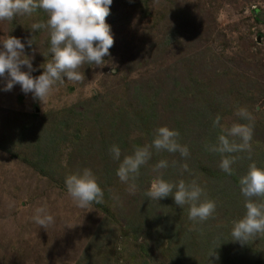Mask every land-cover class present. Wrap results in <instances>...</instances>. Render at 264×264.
<instances>
[{
    "label": "rangeland",
    "instance_id": "obj_1",
    "mask_svg": "<svg viewBox=\"0 0 264 264\" xmlns=\"http://www.w3.org/2000/svg\"><path fill=\"white\" fill-rule=\"evenodd\" d=\"M176 1L140 0L139 11L134 0H113L106 22L110 25L114 45L109 55L104 57V64L83 65L80 69L84 74L82 82L73 83L67 81L66 77L63 83L58 81L45 105L31 93L25 94L19 84L5 91L6 79L0 77V264L191 262L188 257L185 261H177L174 253L167 250V247L171 249L172 243L169 244L160 234L159 229L167 218L166 207L162 202L164 198L156 201L145 195L152 179L157 175H162L164 179L167 170L174 166L170 164L167 169L157 173L153 168L159 160L152 156L140 169L134 194L130 193L129 184L122 183L116 172L109 179L103 173L105 168L117 171L119 167L110 153L116 137L114 132L104 135L106 148L93 142L88 154L83 155L84 145L87 146L91 141L87 142L85 136L75 140L74 128L58 132L51 123H57L58 118L63 119L68 107L80 101L91 102L86 105L87 114H92L98 108L115 111L121 107L133 117L141 108L134 94L139 92L140 100L146 98L158 112L159 117L151 123L157 125L154 130L160 126L176 130L171 117L179 111L175 109L171 112L167 93L169 84L162 82L163 76L167 73L178 74L183 76L178 78L182 82L190 75L187 58L197 49L203 50L211 67L223 65L222 71L216 76L211 75L209 70H201L204 89L216 92L214 105L224 107L221 125L227 128L234 123H249L236 115L239 108H246L252 116V129L253 126L259 129L252 131L251 159L248 152L229 154L235 156L236 161L232 165L233 173L222 178L221 186L225 189L218 194L213 189V193L202 197L214 202L218 197H225L228 207L235 211L215 209L212 216L214 225L227 223L228 230L214 241L218 242L217 245L228 259L226 264H250L241 261L245 260V255L251 257L249 260L253 264H263L264 236H257L242 244L232 240L231 227L233 221L241 218L245 212H242L244 197L234 179L246 174V165L252 162L264 168V0ZM41 16L39 12L16 17L19 20L16 22L17 27L28 26L26 31L22 27L16 33L11 27L12 20L0 21V39L15 36L25 43V55L36 69L31 73L34 77L41 75L44 69L40 66L52 59L48 51L50 39L47 32L40 30L33 33L29 28L31 24L40 22ZM183 17L192 18L191 25H181V22L178 25L177 22ZM197 25L201 27V32L196 34L193 29L197 30ZM207 31L211 38H207ZM33 35L35 45L29 47L27 39ZM33 48L36 49L35 53ZM21 70L28 71L26 66ZM234 71L237 74L231 76ZM232 79L238 83L232 85L233 82H229ZM95 98L99 99L97 103ZM198 104L195 102L192 107L196 108L195 117L201 120L202 127L203 117ZM17 112L26 114L16 115ZM32 114H38L36 119ZM135 119L137 121L138 116ZM27 120L35 123L33 131L25 135L43 143L44 148L36 147L41 153L36 154L34 147L21 151L20 145L24 139H20V129L15 127V123L17 121L19 126ZM141 121L140 130L132 122L121 130L125 136L121 140L124 147L117 144L121 155L131 154L134 145L151 144L147 134L149 128ZM8 127L9 130L3 133ZM186 127L189 128V132L186 129L188 140L203 139L205 132L198 124H188ZM5 138H9L6 144ZM132 140H138L139 144ZM9 142H12V147ZM258 146H261L260 152L256 150ZM174 154L167 156L168 162L171 157L176 159ZM31 157L39 163L42 171L28 163ZM213 157L219 165L220 155ZM212 165L213 162L209 161L197 171L206 173L207 167ZM84 168L92 170L104 192V199L102 203L93 202L87 208H80L68 194L65 178ZM175 168L181 169L178 166ZM197 183L205 187L208 184L205 181ZM38 207L46 208L47 213L54 218V223L47 229L32 220ZM138 216L140 230L130 229L126 218L132 221ZM183 216L179 214V218ZM214 241H208L204 247L194 248L198 259L203 261L201 264H212L218 259V255L213 254L214 258L205 260L213 253Z\"/></svg>",
    "mask_w": 264,
    "mask_h": 264
},
{
    "label": "clouds",
    "instance_id": "obj_2",
    "mask_svg": "<svg viewBox=\"0 0 264 264\" xmlns=\"http://www.w3.org/2000/svg\"><path fill=\"white\" fill-rule=\"evenodd\" d=\"M112 3L113 0H0V21L31 16L37 9L47 13L46 21L33 23L29 28L33 33L40 30L47 32L50 39L48 51L52 56L50 61L40 66L44 69L43 73L34 77L31 73L36 69L25 55V43L15 36L0 39V77L6 79L4 90L10 91L19 84L25 94L31 93L45 105L58 81L63 83L66 77L67 81L73 83L82 82L84 74L80 69L83 65H103L104 57L109 55L114 45L110 25L106 22ZM34 38L35 35L27 39L29 47L35 45ZM35 51L33 48V53ZM23 66L28 71H22ZM236 115L249 123H234L225 128L220 123L221 117L217 115L213 127L221 128V132L215 143L205 145L207 151L220 155L219 168L229 175L233 173L232 165L236 161V157L229 154L248 152L251 159L252 116L246 108H239ZM178 137V131L160 126L154 130L150 145H134L132 153L125 155L122 160L121 149L116 145L110 148L113 159L120 161L116 174L122 183L129 184L130 193L134 194L135 180L140 175L141 167L151 160L153 148L157 153L178 152L183 158L190 155L188 147L181 145ZM176 163L173 161L172 166ZM168 167L169 162L161 159L153 170L159 173ZM181 168L182 171H188L186 163ZM65 185L68 194L80 208H87L93 202H103L104 192L89 168L66 176ZM239 188L244 197L245 214L233 221L231 236L232 240L243 244L257 236H264V168L252 162L246 174L239 178ZM145 195L156 201L172 195L176 205L183 209L187 206L188 218L193 222L208 220L216 209L214 201L202 199L204 190L195 180L186 182L180 179L172 183L163 179L162 175H157ZM32 220L44 229L54 223L53 216L44 207L35 209Z\"/></svg>",
    "mask_w": 264,
    "mask_h": 264
},
{
    "label": "trees",
    "instance_id": "obj_3",
    "mask_svg": "<svg viewBox=\"0 0 264 264\" xmlns=\"http://www.w3.org/2000/svg\"><path fill=\"white\" fill-rule=\"evenodd\" d=\"M167 2L175 3L176 0H166ZM134 5L137 8V10L140 11V0H134ZM182 8V6H181ZM41 13L42 16L39 20H46L47 19V13H45L42 9H37L33 14ZM185 15H188L185 13ZM18 19H13L11 21V27L13 28L14 32L16 33L19 29L23 27L21 25L20 27H17ZM192 18L189 17H183L180 19L181 25H191ZM25 26V25H24ZM194 26V25H193ZM193 30L195 33L201 32V27L196 26ZM28 28L23 27V29L26 31ZM207 38H211V34L207 31ZM207 56H204L202 49H197L195 53L192 54L191 57L187 58L188 61V70L190 71V75L186 77L182 82L178 80V78H183L181 75H175L171 74L174 77H171L168 73L163 76V83H168L169 86L167 87V93H168V105L172 109L171 112L179 111V113H176L172 115L171 119L175 122V129L181 130V126L183 127V130L179 131V137L178 142L181 145H186L189 149L190 155L187 158H183L180 156V154L177 152L174 155L176 156V159L174 157H171V160L169 162V165H172V161H176V165L171 170H167V173L165 175V180L177 183L179 179H183L186 182H191L195 180L196 182L205 181L207 182V186L200 185L203 190L204 194L207 196L212 192L215 194H218L219 191H223L225 188L221 186V181L223 177L227 176V173L222 171L219 168V165L214 162L215 155H219L216 153H212L206 150L205 145L209 143H215L217 135L221 132V128L213 127V120L217 115L221 117L224 114V107H219L214 105L215 104V95L216 92L205 90V83L204 78L201 75V70L206 71L209 70L210 74L216 76L219 75V73L222 71L223 65L216 64L214 67H211L212 65L208 63L209 61H206ZM200 69V72L199 70ZM226 72V71H225ZM237 74V71H234L231 76H235ZM236 79H232L229 82H233L232 85L238 83V81H235ZM229 91L232 92L231 88L229 87ZM136 98H138V103L141 108H139L138 114L133 115V117H130L128 113H125V110L121 107H119L115 111H106V108H98L96 111L92 112V114H87V108L86 105L91 103L90 101H80L76 104H73L68 107L67 113L63 119L58 118L57 123H51L53 124L57 129L56 131H63V129H69L72 130L74 128V138L75 140L78 138L86 137L87 142L89 144L86 146L84 145L83 148V155L88 154V151L93 147L94 143H99L102 147L106 146V139L104 135L108 132H114L115 141L112 143L117 146L124 145L122 140V137L125 136L122 135V129L125 127H128V123L132 122L134 124V127L138 128L140 130V119L142 120V123H146V125L149 128V132L147 133L149 136V141L152 142L154 138V128L157 127V125L151 124L153 123L158 117V112L151 104L148 103L146 98L143 100H140L139 92L134 93ZM99 99L95 98V101L97 103ZM199 104V111L202 113L203 117V125L200 127L201 120L197 119L195 117L194 111L196 108H193L192 105L194 103ZM146 104H149L147 106ZM196 106V107H197ZM155 109V110H154ZM16 115H25L26 113L17 112ZM38 114H32V117L36 119ZM136 116H138V119L136 121ZM134 118V119H133ZM60 119V120H59ZM54 120V119H52ZM34 123L31 120L23 121L19 124H17V121L15 123V127H18L20 129L19 137L20 139H24V143L20 145L21 151H24L25 148H31L34 147L36 149L37 146L43 147V143H40L39 141L30 138L28 135H25V133H31L34 128ZM221 123V121H220ZM131 124V125H132ZM188 124L194 125L198 124L199 128H201L205 133L203 139L199 138L198 140H188L189 136L188 133L186 135V129L189 132V128L186 126ZM10 127L4 129L3 133L5 131H8ZM128 129V128H127ZM14 130V129H13ZM252 130H259L255 126H253ZM81 134V135H80ZM129 134V133H127ZM51 136V134L49 133ZM97 135H100L99 139L96 138ZM94 139L98 140L95 141ZM31 140V141H30ZM9 141L8 139H4V144H6ZM133 143L139 144V141L132 140ZM252 142V140H251ZM10 144V142L8 143ZM12 144V142H11ZM10 144V145H11ZM148 144V141H147ZM149 145V144H148ZM137 146V145H135ZM139 146V145H138ZM12 147V145L10 146ZM44 148V147H43ZM10 150V149H9ZM17 150V148H16ZM259 152L261 151V146H258L256 149ZM41 153L36 149V154ZM153 157L157 158L158 160L164 159L167 160L169 155L171 153L167 151H161L159 153L156 152V150L152 149ZM43 156H45V153L42 152ZM124 155H121V160L123 157L127 154L123 153ZM257 155V152L254 153V156ZM168 156V157H167ZM264 157V156H263ZM31 157L28 160V163L33 166L36 169H39L42 171L43 169L40 167L39 163L32 159ZM104 158V157H103ZM102 158V159H103ZM221 158V157H220ZM206 160V161H204ZM221 160V159H220ZM209 161L213 162L212 166H208V171L205 173L204 168H202L203 174H200L198 171H200L201 167L208 163ZM204 162V163H203ZM120 163V161H117V164ZM188 165V171H182L181 166L183 164ZM220 163V161H219ZM107 165H109L107 163ZM178 166L181 169L175 168ZM207 166V165H206ZM249 167V165H246ZM104 169L103 173L104 176L108 179L110 177H113V172H117L115 170L112 171V169L106 170ZM198 170V171H197ZM248 168L246 169L247 172ZM176 172V173H175ZM209 176V179H208ZM202 178L203 180H200ZM239 177H236L234 179V183L239 185ZM212 192V193H213ZM227 197V196H226ZM229 198V197H227ZM162 202L165 204L166 211H167V218L164 223H162V227L159 229L160 234H162V238L167 239V242L170 244L172 243L171 249L167 247L168 251H171L174 253L176 258H178L177 261L186 260L187 257L191 260L189 264H201L203 261L198 259L197 254L194 253V250L197 249L199 246L204 247V245L208 241H214L218 236H221L224 232L228 230L227 223H219L218 225H214L215 219L214 217H210L208 220L204 222H193L188 218V210L187 208H177L178 205H176L174 201V197L172 195L164 198ZM228 202H226L225 197H218L215 200L216 209L222 211L224 208H227L225 211L227 212H233L235 211L231 209V207H228ZM245 208H242V212H244ZM183 214V217L179 218V214ZM242 214H245L242 213ZM131 215V213H130ZM213 216V215H212ZM125 221V220H124ZM129 222L128 225H130V229L133 228L140 230V217H134L132 221H129L128 218H126V223ZM195 227V229H194ZM232 228V227H231ZM225 229V230H223ZM135 234V233H134ZM196 240V241H195ZM172 241V242H171ZM195 241V242H194ZM213 253L210 254L211 257L206 258L212 259L213 254L218 255V259L216 262H213L212 264H226L228 262V259L225 258L223 255L224 252H222L221 247L218 246V242H213ZM195 248V249H194ZM232 252V251H231ZM245 260L241 261H248L250 264H253L249 259L251 257H248L247 255L244 256ZM262 262L264 264V259L262 258Z\"/></svg>",
    "mask_w": 264,
    "mask_h": 264
}]
</instances>
